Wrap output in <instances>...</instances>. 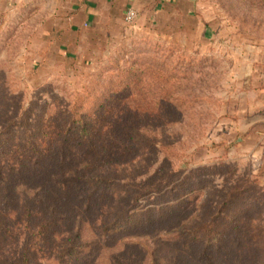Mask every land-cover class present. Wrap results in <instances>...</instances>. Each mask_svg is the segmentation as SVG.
<instances>
[{"label": "rangeland", "instance_id": "374dc122", "mask_svg": "<svg viewBox=\"0 0 264 264\" xmlns=\"http://www.w3.org/2000/svg\"><path fill=\"white\" fill-rule=\"evenodd\" d=\"M103 110L110 137L95 141L121 134L142 143L125 182L156 181L160 193L133 204L136 228L108 242L85 213L84 234L98 240L87 264H148L155 255L255 264L264 122L249 131L247 123L264 117V0H0V137L16 143L28 121L64 125L70 111L91 121ZM56 171L51 161L32 175L0 169V203L15 205L33 181L39 208L78 218V195L55 185ZM205 221L211 231L199 230Z\"/></svg>", "mask_w": 264, "mask_h": 264}, {"label": "trees", "instance_id": "16d2710c", "mask_svg": "<svg viewBox=\"0 0 264 264\" xmlns=\"http://www.w3.org/2000/svg\"><path fill=\"white\" fill-rule=\"evenodd\" d=\"M115 99V94L110 95L107 104L114 105ZM109 112H96L91 121H86L70 111L64 125L48 121L39 127L28 121L19 142L9 144L8 136L0 137L1 170L11 167L20 170V174L32 175L43 163L51 161L57 167L55 185L75 192L81 204L76 209L82 211L69 222L64 213L39 208L41 201L28 189L34 187L33 181H24L23 198L15 205L0 203V264H87L86 258L97 248L98 240L87 239L84 234L85 225L81 223L86 220L85 213H93L92 234L107 242L136 228L128 222L134 217V213L129 214L133 204L160 193V187L151 180L125 182L123 173L134 167V158L128 156L139 151L142 143L123 141L126 139L121 134L114 141H95L102 133V137H110L104 122ZM23 115L19 113L18 119ZM137 208L134 207L135 214L150 210ZM214 226L215 223L205 221L199 230L211 231ZM259 227L253 228L249 245L254 263L264 264V229ZM180 238L167 242L175 245ZM148 264L174 263L155 255Z\"/></svg>", "mask_w": 264, "mask_h": 264}, {"label": "crops", "instance_id": "0c3cea01", "mask_svg": "<svg viewBox=\"0 0 264 264\" xmlns=\"http://www.w3.org/2000/svg\"><path fill=\"white\" fill-rule=\"evenodd\" d=\"M88 1H94V0H88ZM89 16L90 17H93V14L92 13H89ZM259 122H264V117H262V118H253V119L249 120L248 123H247L248 124L247 125V131H249L250 129H252L253 127H255V125L258 124ZM250 134H251V132H250ZM256 135H263V138H264V128L262 130H256ZM249 138L250 137H248V139Z\"/></svg>", "mask_w": 264, "mask_h": 264}, {"label": "built area", "instance_id": "2783aa9c", "mask_svg": "<svg viewBox=\"0 0 264 264\" xmlns=\"http://www.w3.org/2000/svg\"><path fill=\"white\" fill-rule=\"evenodd\" d=\"M134 16H135V11L129 10L127 13V19L131 20V19H133Z\"/></svg>", "mask_w": 264, "mask_h": 264}]
</instances>
